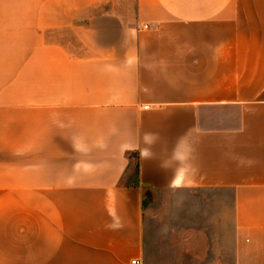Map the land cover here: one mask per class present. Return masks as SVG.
I'll return each instance as SVG.
<instances>
[{"label":"crops","instance_id":"1","mask_svg":"<svg viewBox=\"0 0 264 264\" xmlns=\"http://www.w3.org/2000/svg\"><path fill=\"white\" fill-rule=\"evenodd\" d=\"M264 264V0H0V264Z\"/></svg>","mask_w":264,"mask_h":264},{"label":"built area","instance_id":"2","mask_svg":"<svg viewBox=\"0 0 264 264\" xmlns=\"http://www.w3.org/2000/svg\"><path fill=\"white\" fill-rule=\"evenodd\" d=\"M129 264H140V261L136 259H132Z\"/></svg>","mask_w":264,"mask_h":264}]
</instances>
